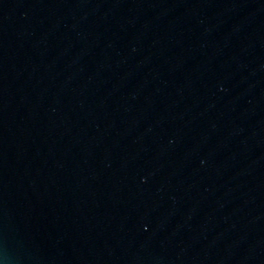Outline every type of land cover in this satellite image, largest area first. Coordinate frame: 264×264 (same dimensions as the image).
I'll list each match as a JSON object with an SVG mask.
<instances>
[{
  "label": "water",
  "instance_id": "obj_1",
  "mask_svg": "<svg viewBox=\"0 0 264 264\" xmlns=\"http://www.w3.org/2000/svg\"><path fill=\"white\" fill-rule=\"evenodd\" d=\"M0 264H264V0H0Z\"/></svg>",
  "mask_w": 264,
  "mask_h": 264
}]
</instances>
